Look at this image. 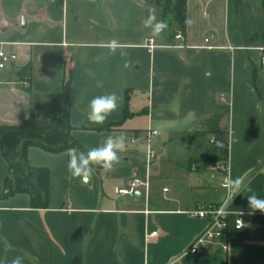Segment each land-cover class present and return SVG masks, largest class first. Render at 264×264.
Instances as JSON below:
<instances>
[{
  "label": "crops",
  "instance_id": "0c3cea01",
  "mask_svg": "<svg viewBox=\"0 0 264 264\" xmlns=\"http://www.w3.org/2000/svg\"><path fill=\"white\" fill-rule=\"evenodd\" d=\"M150 6L147 0H0V44L16 55L0 69V124H19L30 113L37 125L46 124V95L70 77L73 137L87 150L109 136L126 137L111 170L103 174L94 165L82 177L69 174L68 152L26 148L29 166L49 170L48 203L31 208L23 193L0 199V264L17 256L22 264H264V213L253 212L247 199L252 192L264 199V0H185L181 41L144 28ZM156 15L162 22L157 8ZM112 92L118 109L103 125L90 124L89 101ZM149 128L159 134L147 142ZM193 133L206 137L192 145ZM180 134L188 141L185 165L164 151L154 154ZM212 137L226 144L228 178H243L233 200L220 185L221 172L197 168L201 160L189 166L190 155L199 158ZM20 153L19 147L12 158ZM6 174L0 156V191ZM133 178L148 184L136 204L116 193ZM223 202L231 212L227 250L210 244L189 253L206 221L185 212ZM235 213L241 229L232 225Z\"/></svg>",
  "mask_w": 264,
  "mask_h": 264
},
{
  "label": "trees",
  "instance_id": "16d2710c",
  "mask_svg": "<svg viewBox=\"0 0 264 264\" xmlns=\"http://www.w3.org/2000/svg\"><path fill=\"white\" fill-rule=\"evenodd\" d=\"M147 3L159 10L162 22H167L170 27L168 39L173 38L176 32L184 35L185 0H147ZM70 90L71 79L67 77L57 91L46 95L49 103V119L44 125H37L31 113L19 124H0V156L7 163V174L2 181L0 199L23 193L28 195L31 208H46L49 195V170L46 167L29 166L25 161L26 148L34 146L48 153L68 152L70 148H75L79 152L88 151L71 133ZM127 116L125 108L123 118ZM205 134L193 133L190 136L191 144L195 145L198 137L205 138ZM19 147L20 158L13 159L12 153ZM198 160L225 163L226 144L221 139H215L199 158L190 155L189 166L191 167Z\"/></svg>",
  "mask_w": 264,
  "mask_h": 264
},
{
  "label": "clouds",
  "instance_id": "9594fccd",
  "mask_svg": "<svg viewBox=\"0 0 264 264\" xmlns=\"http://www.w3.org/2000/svg\"><path fill=\"white\" fill-rule=\"evenodd\" d=\"M186 23H188L186 21ZM143 26L151 30L153 37L159 36L166 28L167 25L157 19L156 8L150 6L148 8V16L143 20ZM112 54L116 52V46L113 44L110 47ZM121 56L127 53L121 51ZM128 65L126 64L125 67ZM119 107V97L115 92L94 96L88 104L87 120L93 125H103L108 117L115 112ZM126 137L109 136L106 138L101 146L90 148L87 152H79L75 148L68 150L69 160L67 164L68 172L72 177L90 176L94 171L93 166L98 165L105 170H111L114 164L119 162L118 153L125 151ZM243 186V178H227L225 187L229 199L241 193ZM252 192V189H248ZM250 209L264 213V199L258 197L254 192L247 196ZM244 226L242 220L237 221V229ZM11 264H22V258L17 256L12 259Z\"/></svg>",
  "mask_w": 264,
  "mask_h": 264
},
{
  "label": "built area",
  "instance_id": "2783aa9c",
  "mask_svg": "<svg viewBox=\"0 0 264 264\" xmlns=\"http://www.w3.org/2000/svg\"><path fill=\"white\" fill-rule=\"evenodd\" d=\"M176 40H183V34L176 32L173 36ZM209 37L204 39L205 42H209ZM149 49L155 47L154 40L149 38L147 40ZM16 59V55L12 52H7L0 44V69H3L9 65L10 62ZM261 67L264 69V55L261 57ZM159 132L152 129H147L145 139L149 142L152 136L158 135ZM215 139L212 137L210 143H214ZM154 158L153 152L148 149L146 155V164L150 166L152 159ZM212 171L221 172L220 185L224 188L225 181L228 178V164L215 163L211 165ZM146 180L143 181L139 178H133L128 187L116 189V193L119 195H129L134 197L135 191H139L140 187L147 189ZM140 192V191H139ZM141 193V192H140ZM189 217L200 218L206 221V227L199 233L189 245L187 251L189 253H202L208 249L210 244H218L220 250L225 252L227 250V242L225 240L226 232L229 226V216L231 212L227 209L225 202L221 204H200L194 209L185 212ZM242 220L240 213L233 214L232 225L237 229V221ZM245 226V223H244ZM243 226V227H244ZM241 227V228H243ZM239 228V229H241ZM156 232H152L150 235H155Z\"/></svg>",
  "mask_w": 264,
  "mask_h": 264
},
{
  "label": "rangeland",
  "instance_id": "374dc122",
  "mask_svg": "<svg viewBox=\"0 0 264 264\" xmlns=\"http://www.w3.org/2000/svg\"><path fill=\"white\" fill-rule=\"evenodd\" d=\"M164 24L167 25V28L164 30L165 33H168L169 34V29L170 27L168 26L167 22H165ZM206 149L208 146H210V144L207 142L206 144ZM165 147V148H164ZM205 149V150H206ZM162 151L165 152V156L167 158H171L174 156L175 160H178L177 162H180L181 163V166L185 165L186 163V160H187V155H188V141L187 140H183L181 139V134L180 135H177V137H175V139L171 142H169L166 146H162L161 144H159V146H157L156 148L153 149V152L154 154L157 156V157H161L162 155ZM215 163H221V162H210V161H206V162H199L196 164V167L197 168H209L210 171H212L210 169L211 165L215 164ZM170 167H173V166H170ZM109 170H103L102 173L103 174H106ZM169 172H173L172 169H169ZM101 174V173H100ZM104 183H107L106 181ZM110 184L111 186V192L113 194V184L111 183H108ZM176 189V187H175ZM167 194H170L167 193Z\"/></svg>",
  "mask_w": 264,
  "mask_h": 264
},
{
  "label": "water",
  "instance_id": "95a60500",
  "mask_svg": "<svg viewBox=\"0 0 264 264\" xmlns=\"http://www.w3.org/2000/svg\"><path fill=\"white\" fill-rule=\"evenodd\" d=\"M219 144H221V143H219ZM140 196H141V193H140L139 191H135V193H134V198H135V199H134V203H135V204L141 202V199H139Z\"/></svg>",
  "mask_w": 264,
  "mask_h": 264
}]
</instances>
